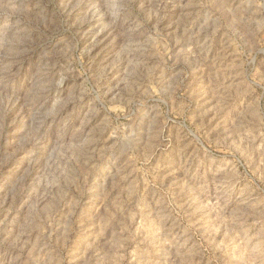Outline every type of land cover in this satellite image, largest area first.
<instances>
[{
	"label": "rangeland",
	"instance_id": "obj_1",
	"mask_svg": "<svg viewBox=\"0 0 264 264\" xmlns=\"http://www.w3.org/2000/svg\"><path fill=\"white\" fill-rule=\"evenodd\" d=\"M0 264H264V0H0Z\"/></svg>",
	"mask_w": 264,
	"mask_h": 264
}]
</instances>
